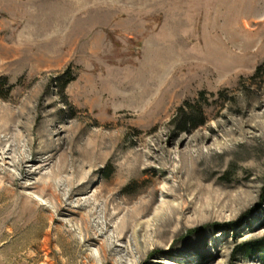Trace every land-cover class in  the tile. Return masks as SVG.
Returning <instances> with one entry per match:
<instances>
[{"label":"rangeland","instance_id":"1","mask_svg":"<svg viewBox=\"0 0 264 264\" xmlns=\"http://www.w3.org/2000/svg\"><path fill=\"white\" fill-rule=\"evenodd\" d=\"M262 64L264 0H0V264H264Z\"/></svg>","mask_w":264,"mask_h":264},{"label":"trees","instance_id":"2","mask_svg":"<svg viewBox=\"0 0 264 264\" xmlns=\"http://www.w3.org/2000/svg\"><path fill=\"white\" fill-rule=\"evenodd\" d=\"M264 75V64L259 66L257 68L255 76H253V79ZM76 76L73 74V72L69 69L64 76L60 77V80H62V88H66L72 81H74ZM9 84V80L7 78H1L0 79V93H2V89H4ZM11 90V86L8 87V91ZM3 95V94H1ZM206 92L201 93V100L197 102L196 104H187L182 106L179 109V113L177 118L174 119V123L177 127V129L181 131H188L192 130L198 127H202L203 124H205V117H204V110H203V104L201 101L206 100ZM248 250H243V252H248ZM242 253V252H239Z\"/></svg>","mask_w":264,"mask_h":264}]
</instances>
